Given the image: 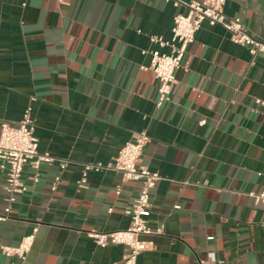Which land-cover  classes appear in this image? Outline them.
I'll use <instances>...</instances> for the list:
<instances>
[{
  "label": "crops",
  "instance_id": "obj_1",
  "mask_svg": "<svg viewBox=\"0 0 264 264\" xmlns=\"http://www.w3.org/2000/svg\"><path fill=\"white\" fill-rule=\"evenodd\" d=\"M224 11L264 43V0H226ZM185 12L166 0H0V132L31 108L38 151L53 159L37 183L25 167L27 190L0 220V264L19 262L1 247L35 228L23 264H124L126 247L101 248L88 233L127 229L140 183L112 170L79 182L85 164H109L142 132L141 165L161 177L149 226L162 233L144 237L155 247L137 264H264V205L253 197L264 189V51L252 56L204 22L157 107L151 52L169 50L150 39L170 40ZM5 186L0 169V217Z\"/></svg>",
  "mask_w": 264,
  "mask_h": 264
},
{
  "label": "built area",
  "instance_id": "obj_2",
  "mask_svg": "<svg viewBox=\"0 0 264 264\" xmlns=\"http://www.w3.org/2000/svg\"><path fill=\"white\" fill-rule=\"evenodd\" d=\"M166 1L173 3L175 7L183 4L186 12L174 17L170 40H164L157 36L150 39L160 49L167 48L169 50L168 53H161L159 50L151 52L149 69L159 82L157 107L171 101L173 88L177 83L176 74L182 68L188 48L194 42L196 33L204 22L211 27H223L230 34L231 40L248 48L252 56L264 51V43L250 34L240 18L226 15L224 11L226 0H191L188 3H182L181 0ZM257 103L264 106V102L261 100H257ZM31 111V108L25 111L18 126H11L8 123L1 126L0 169L6 173L5 189L8 193L9 206L5 209L6 215L1 216L0 220L7 219L11 204L16 201V196L27 190L22 180L25 167L29 165L34 170L32 180L37 183L41 165L53 161L51 157L41 155L38 151V139L35 136V124ZM148 142L149 136L146 132H142L135 140L126 142L109 164H85L83 178L79 182L80 187H85L88 172L112 170L122 175L123 182L140 183L139 194L128 211L131 221L127 229L107 233L92 230L88 233V236L101 248L108 245L126 247L127 252L123 257L124 264H137L139 255L154 249V242L145 240L144 237L162 233L161 230L152 231L149 226L152 206L151 192L161 177L158 172H153L148 167L141 165L143 152ZM64 167L63 164L62 168ZM120 193L121 189L118 188L117 194ZM253 197L255 205H264V189ZM36 233L37 228L33 230L32 234L25 236L18 247L4 246L1 247V252L9 258L19 261L12 262V264H23L32 249Z\"/></svg>",
  "mask_w": 264,
  "mask_h": 264
}]
</instances>
